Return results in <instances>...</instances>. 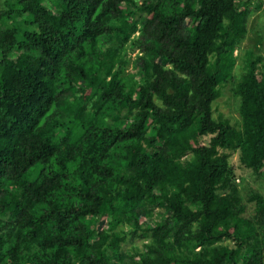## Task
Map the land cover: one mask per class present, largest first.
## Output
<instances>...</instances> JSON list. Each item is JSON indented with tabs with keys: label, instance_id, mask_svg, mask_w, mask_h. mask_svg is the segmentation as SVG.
Here are the masks:
<instances>
[{
	"label": "trees",
	"instance_id": "trees-1",
	"mask_svg": "<svg viewBox=\"0 0 264 264\" xmlns=\"http://www.w3.org/2000/svg\"><path fill=\"white\" fill-rule=\"evenodd\" d=\"M249 2L4 1L0 264H264V195L248 215L230 164L264 175L260 56L234 90L240 125L213 115ZM153 209L165 215L146 227ZM139 233L149 244L123 252Z\"/></svg>",
	"mask_w": 264,
	"mask_h": 264
},
{
	"label": "rangeland",
	"instance_id": "rangeland-1",
	"mask_svg": "<svg viewBox=\"0 0 264 264\" xmlns=\"http://www.w3.org/2000/svg\"><path fill=\"white\" fill-rule=\"evenodd\" d=\"M5 0H0V8ZM260 4V8H257ZM249 9L251 14L248 18L247 34L240 45L239 49L234 52V68L231 76L228 77L221 85V96L213 103V115L216 119L229 120L231 124L239 126L241 123L240 116V99L235 95L234 90L237 83L240 81L241 76L246 70V64L251 55L254 57L260 56L262 62L258 64V70L264 75V0H250ZM190 24V21H186V25ZM138 34H135V39ZM139 49H135L133 41H130L123 50V56L125 61L124 78L132 84L133 82H139L140 69L137 66V59L140 56ZM157 61L163 65H168V62L164 59L157 58ZM131 86V85H130ZM63 134V133H61ZM230 164L233 167L234 182L240 190L243 202L248 205L247 214L252 215L254 206L248 202V198L254 193H261L264 195V175L257 176L252 172L241 167L237 154H233L230 157ZM165 213L160 209H153L144 211L140 215V221L146 227H152L161 219H163ZM107 227L106 218H101L97 223V230L100 232ZM123 235L129 234L132 228L129 225L119 226L117 230ZM138 237H130V241L122 244L121 250L128 255L134 252L142 251L143 247L149 244V239L144 238L141 233ZM251 252V251H250Z\"/></svg>",
	"mask_w": 264,
	"mask_h": 264
}]
</instances>
